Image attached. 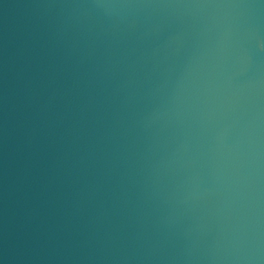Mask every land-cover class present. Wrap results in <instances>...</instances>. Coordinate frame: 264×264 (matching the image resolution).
<instances>
[{"label":"water","instance_id":"obj_1","mask_svg":"<svg viewBox=\"0 0 264 264\" xmlns=\"http://www.w3.org/2000/svg\"><path fill=\"white\" fill-rule=\"evenodd\" d=\"M0 264H264V0H0Z\"/></svg>","mask_w":264,"mask_h":264}]
</instances>
